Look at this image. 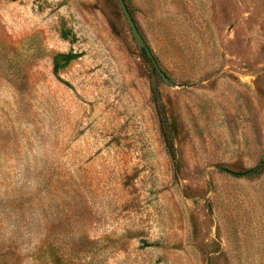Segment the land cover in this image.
<instances>
[{
	"label": "rangeland",
	"instance_id": "374dc122",
	"mask_svg": "<svg viewBox=\"0 0 264 264\" xmlns=\"http://www.w3.org/2000/svg\"><path fill=\"white\" fill-rule=\"evenodd\" d=\"M124 1L173 86L118 0H0V264H264V0Z\"/></svg>",
	"mask_w": 264,
	"mask_h": 264
},
{
	"label": "water",
	"instance_id": "95a60500",
	"mask_svg": "<svg viewBox=\"0 0 264 264\" xmlns=\"http://www.w3.org/2000/svg\"><path fill=\"white\" fill-rule=\"evenodd\" d=\"M121 10L123 12V15L130 27L131 33L135 39V41L137 42L138 46L143 49L147 56L151 59L154 68L156 69L157 73L160 75V77L162 78V80L164 81V83L173 86L174 83L173 81L161 70V68L159 67L156 59L154 58L152 52L150 51V48L148 47L146 40L144 39V37L142 36V34L140 33L132 15L130 14V11L128 10V7L125 3L124 0H118ZM254 170L250 171L249 173H253Z\"/></svg>",
	"mask_w": 264,
	"mask_h": 264
},
{
	"label": "trees",
	"instance_id": "16d2710c",
	"mask_svg": "<svg viewBox=\"0 0 264 264\" xmlns=\"http://www.w3.org/2000/svg\"><path fill=\"white\" fill-rule=\"evenodd\" d=\"M145 56H147L146 52L143 51ZM78 57L77 54L74 53H59L53 57V72L55 75H59L61 69L66 67L72 60Z\"/></svg>",
	"mask_w": 264,
	"mask_h": 264
}]
</instances>
